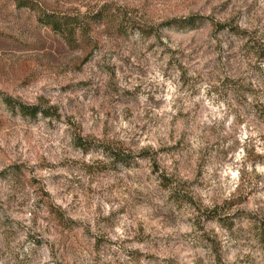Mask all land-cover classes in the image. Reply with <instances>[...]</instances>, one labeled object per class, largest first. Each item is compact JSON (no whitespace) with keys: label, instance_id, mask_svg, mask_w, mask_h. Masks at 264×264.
Wrapping results in <instances>:
<instances>
[{"label":"rangeland","instance_id":"rangeland-1","mask_svg":"<svg viewBox=\"0 0 264 264\" xmlns=\"http://www.w3.org/2000/svg\"><path fill=\"white\" fill-rule=\"evenodd\" d=\"M263 232L264 0H0V264H264Z\"/></svg>","mask_w":264,"mask_h":264},{"label":"trees","instance_id":"trees-1","mask_svg":"<svg viewBox=\"0 0 264 264\" xmlns=\"http://www.w3.org/2000/svg\"><path fill=\"white\" fill-rule=\"evenodd\" d=\"M198 19H201V17H197V16H190L184 19H180L179 21L177 20H172L167 22L166 24H173V23H177V24H181V25H189V24H194ZM45 24L48 25L53 31L57 32L58 34H60L62 37H64L66 39V41L68 42L69 38H71L74 35V31L75 29L72 27L68 26V23L72 22L67 18H61V19H57L51 15H48L45 17ZM220 27H222V25H219ZM79 30H82V27L79 28ZM3 101L7 104V105H11L12 103L10 101L9 98H3ZM13 107V106H12ZM18 111L20 114L22 115H26V116H35L38 112L42 113L45 116H49L50 113L47 109H40L38 107L35 106H30V105H25L23 103H18ZM73 141L74 143L77 145V147L86 149L87 147H90V143L86 144V141H83V139L77 135L73 137ZM99 148L101 151H104V153L108 156V158H110L111 160H116V161H123V159L121 158L120 154L118 151H121L119 149H115L110 147L109 145H104L101 144L99 145ZM143 151H147V150H143ZM208 218H213V216H208ZM264 233V232H263Z\"/></svg>","mask_w":264,"mask_h":264}]
</instances>
